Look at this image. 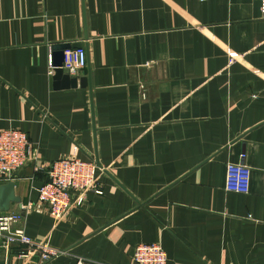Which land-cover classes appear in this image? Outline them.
<instances>
[{"label": "crops", "instance_id": "0c3cea01", "mask_svg": "<svg viewBox=\"0 0 264 264\" xmlns=\"http://www.w3.org/2000/svg\"><path fill=\"white\" fill-rule=\"evenodd\" d=\"M74 42L91 89L55 90L52 48ZM4 129L30 146L5 182L14 227L64 252L44 264H134L139 244H159L167 264H264L258 0H0ZM240 154L247 194L224 188ZM71 156L97 163L102 194L58 222L26 211L48 166ZM18 251L0 248V264H41Z\"/></svg>", "mask_w": 264, "mask_h": 264}, {"label": "built area", "instance_id": "2783aa9c", "mask_svg": "<svg viewBox=\"0 0 264 264\" xmlns=\"http://www.w3.org/2000/svg\"><path fill=\"white\" fill-rule=\"evenodd\" d=\"M259 10L264 17V0H258ZM86 66L84 49H69L63 52L61 69L69 76L76 77ZM49 76L53 74L52 60L48 62ZM27 135L16 129L0 130V185L5 183L29 159ZM77 146L74 147L76 151ZM244 154L239 162L228 164L225 170L224 188L227 192L247 194L249 190L250 169L244 165ZM100 167L92 160L75 156L63 158L48 166L47 180L37 189V201L28 203L25 210L36 213L45 211L55 222L62 220L73 207H80L88 193L101 195V187L96 181ZM39 170V168H35ZM20 220L15 213L0 211V248L7 253L10 248H18V259L29 260L38 257L41 264L53 261L64 254L46 241H35L20 228L14 227ZM134 264H167V256L159 244H139L133 256ZM78 264H85L78 260Z\"/></svg>", "mask_w": 264, "mask_h": 264}, {"label": "water", "instance_id": "95a60500", "mask_svg": "<svg viewBox=\"0 0 264 264\" xmlns=\"http://www.w3.org/2000/svg\"><path fill=\"white\" fill-rule=\"evenodd\" d=\"M86 40V38H85ZM84 44L82 42H74V43H61L53 46V58H52V66H53V89L62 90V89H70L76 88L77 86L85 88L87 87L90 91V75L86 77H71L65 71H63L60 67L63 61V52L69 49H83ZM12 183H5L0 185V211L7 212L9 204L14 203L18 204L19 199L13 196L12 191Z\"/></svg>", "mask_w": 264, "mask_h": 264}]
</instances>
